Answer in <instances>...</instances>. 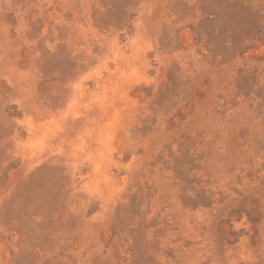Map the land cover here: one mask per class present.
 Masks as SVG:
<instances>
[{
    "label": "rangeland",
    "instance_id": "1",
    "mask_svg": "<svg viewBox=\"0 0 264 264\" xmlns=\"http://www.w3.org/2000/svg\"><path fill=\"white\" fill-rule=\"evenodd\" d=\"M0 264H264V0H0Z\"/></svg>",
    "mask_w": 264,
    "mask_h": 264
}]
</instances>
